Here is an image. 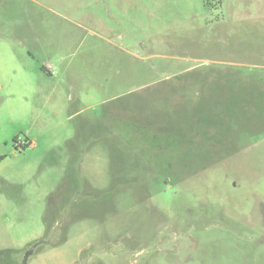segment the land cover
Returning <instances> with one entry per match:
<instances>
[{
	"label": "rangeland",
	"instance_id": "374dc122",
	"mask_svg": "<svg viewBox=\"0 0 264 264\" xmlns=\"http://www.w3.org/2000/svg\"><path fill=\"white\" fill-rule=\"evenodd\" d=\"M29 249L264 264V0H0V264Z\"/></svg>",
	"mask_w": 264,
	"mask_h": 264
},
{
	"label": "trees",
	"instance_id": "16d2710c",
	"mask_svg": "<svg viewBox=\"0 0 264 264\" xmlns=\"http://www.w3.org/2000/svg\"><path fill=\"white\" fill-rule=\"evenodd\" d=\"M18 139H19L18 136H15V137L13 138V141H15V142L17 143V142H18ZM24 142H25V143H24L23 145H21L22 148H26L27 146L30 145V141H28L27 139H26ZM16 147H17V146H16ZM44 240H45V239L41 238L40 240L34 242L32 246H35V247H36L37 245H39V244H41L42 242H44ZM31 252H32V249H29V250H28V254H31Z\"/></svg>",
	"mask_w": 264,
	"mask_h": 264
},
{
	"label": "water",
	"instance_id": "95a60500",
	"mask_svg": "<svg viewBox=\"0 0 264 264\" xmlns=\"http://www.w3.org/2000/svg\"><path fill=\"white\" fill-rule=\"evenodd\" d=\"M28 252L26 253V255L24 256V258L22 259L21 262L17 263V264H27V257H28Z\"/></svg>",
	"mask_w": 264,
	"mask_h": 264
},
{
	"label": "built area",
	"instance_id": "2783aa9c",
	"mask_svg": "<svg viewBox=\"0 0 264 264\" xmlns=\"http://www.w3.org/2000/svg\"><path fill=\"white\" fill-rule=\"evenodd\" d=\"M25 142L18 139V142L16 143V145H18V147H21V145H23Z\"/></svg>",
	"mask_w": 264,
	"mask_h": 264
}]
</instances>
